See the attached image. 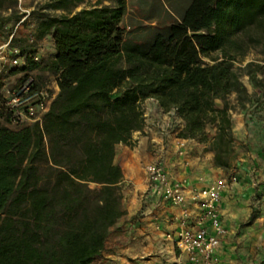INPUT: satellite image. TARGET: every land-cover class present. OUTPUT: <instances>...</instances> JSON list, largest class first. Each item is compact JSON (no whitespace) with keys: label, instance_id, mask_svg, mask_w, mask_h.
<instances>
[{"label":"trees","instance_id":"obj_1","mask_svg":"<svg viewBox=\"0 0 264 264\" xmlns=\"http://www.w3.org/2000/svg\"><path fill=\"white\" fill-rule=\"evenodd\" d=\"M128 6L115 0L39 25L40 36L54 29L58 50L46 62L29 57L24 69L56 74L60 91L43 124L15 129L0 119V264L95 261L125 214L117 144L144 128L148 98L176 110L179 136L209 144L223 168L237 140L230 103L217 100L264 101L262 60L246 62L257 48L264 58V0H190L180 17L141 34L124 26ZM244 74L263 94L250 92Z\"/></svg>","mask_w":264,"mask_h":264},{"label":"crops","instance_id":"obj_2","mask_svg":"<svg viewBox=\"0 0 264 264\" xmlns=\"http://www.w3.org/2000/svg\"><path fill=\"white\" fill-rule=\"evenodd\" d=\"M25 34L21 28L18 35ZM144 107V128L134 132L132 141L117 144L125 214L111 228L105 249L92 264H190L172 235L181 229V207L149 191L147 164L162 161L173 178L185 183L190 201L196 189L226 174L215 163L214 152L202 155L196 150L202 145L199 141L179 136L184 124L176 110L165 111L153 97ZM233 120L237 138L249 137L243 113ZM254 136L264 146V126L256 128ZM246 189L244 184L229 183L223 193L221 212L228 233L217 251L223 264H264V203L260 212L253 213L251 192Z\"/></svg>","mask_w":264,"mask_h":264},{"label":"rangeland","instance_id":"obj_3","mask_svg":"<svg viewBox=\"0 0 264 264\" xmlns=\"http://www.w3.org/2000/svg\"><path fill=\"white\" fill-rule=\"evenodd\" d=\"M0 45L9 38L10 31L14 24L20 20L26 12L30 15L24 25L23 31L27 34L20 35L14 44L21 49V54L25 62L16 63L13 53L8 52L3 55L0 51V79L4 82L0 88V111L11 114V118L0 119L12 128L18 129L26 125H33L37 122L19 119L14 116L5 101L6 96L14 92H22L27 86L32 90H47L52 97H57L59 85L57 75L44 70L42 67H30L28 58L39 56V62H46L52 58L58 50V36L54 29L45 36H40L39 25L49 17L62 16L64 14L75 13L83 8H90L95 5L113 4L115 0H84L78 4H71L68 7L55 8L52 4L55 0H0ZM190 0H128V13L124 19V26L128 31L141 34L148 28L157 27L160 24L168 23L178 17L185 10ZM6 18H10L6 20ZM38 31H35V29ZM261 48L251 52L246 62L254 59H261L264 66ZM209 59V58H207ZM37 60V59H36ZM239 64V63H238ZM244 66L245 64H239ZM259 76L264 78V69ZM243 81L255 97L263 94V87H257L251 81L249 75L244 74ZM225 100L230 103L231 111L234 115L243 113L246 119L249 137L238 139L235 154L232 157L231 165L226 169L225 177L229 178L230 183H241L246 185V192H251V205L253 213L260 212L264 203V146L261 139L254 136L255 129L264 126V101L249 102L248 108H242L236 93L230 94L226 99H218L220 106L225 104ZM234 121V120H233ZM209 134L213 137L217 132L216 126H209ZM198 141V140H197ZM200 142V141H199ZM202 155L214 152L209 149V144L200 142ZM204 146V147H203ZM215 154V153H214ZM250 174V175H249ZM252 174V175H251ZM237 176V180L233 176ZM247 176L254 179H248ZM253 176V177H252ZM92 186H96L95 183ZM250 190V191H249ZM252 218V217H250Z\"/></svg>","mask_w":264,"mask_h":264},{"label":"built area","instance_id":"obj_4","mask_svg":"<svg viewBox=\"0 0 264 264\" xmlns=\"http://www.w3.org/2000/svg\"><path fill=\"white\" fill-rule=\"evenodd\" d=\"M29 15L30 12H26L14 24L9 38L0 45L1 53H13L16 63L26 61L14 41L19 37V31L24 27ZM36 59H40L39 56H36ZM54 99L47 90L34 92L27 86L22 92L6 96L5 101L14 116L43 124ZM147 172L149 191L160 200L181 207V229L172 235L176 245L188 255L190 264H223L217 251L228 233V227L222 217L221 202L230 183L229 178L219 177L201 189H196L190 201L185 183L173 178L162 161L149 162ZM233 179L237 180V176L234 175Z\"/></svg>","mask_w":264,"mask_h":264}]
</instances>
